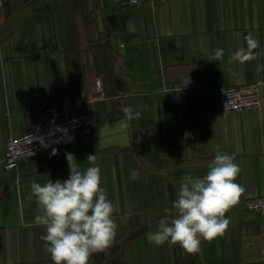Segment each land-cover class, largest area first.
Instances as JSON below:
<instances>
[{
  "label": "crops",
  "instance_id": "0c3cea01",
  "mask_svg": "<svg viewBox=\"0 0 264 264\" xmlns=\"http://www.w3.org/2000/svg\"><path fill=\"white\" fill-rule=\"evenodd\" d=\"M249 33L264 52V1L0 0V264H53L46 228L33 223L40 213L31 184L67 179L66 152L82 171L96 154L116 206V238L89 264H264V218L245 204L264 195V71L256 72L264 55L231 59ZM252 82L261 106L226 113L220 88ZM49 106L66 117L91 113L95 135L5 168L7 140ZM126 107L140 117L128 118ZM217 151L235 156L245 188L225 235L197 253L149 243L165 209L174 213L182 178L204 176Z\"/></svg>",
  "mask_w": 264,
  "mask_h": 264
},
{
  "label": "clouds",
  "instance_id": "9594fccd",
  "mask_svg": "<svg viewBox=\"0 0 264 264\" xmlns=\"http://www.w3.org/2000/svg\"><path fill=\"white\" fill-rule=\"evenodd\" d=\"M246 48L241 46L231 59L244 64L258 59L264 52H256L259 40L251 33L244 37ZM224 50L214 51V60L223 59ZM264 71V65L258 64L256 72ZM128 118L140 117V112L133 113L130 107L123 109ZM39 132V129H37ZM57 132L61 135L52 140ZM185 133V137L190 136ZM32 142L37 141L42 148L51 147V156L58 154L53 144L72 142L67 128L55 125L45 136L32 135ZM69 167L67 179L48 180L43 185L31 184V194L35 197L40 214L33 223L46 228L41 237L44 247L50 254L53 264H89L93 254L107 252L114 242L118 225L114 220L116 206L109 200L101 187V169L96 164V154L87 157L90 167L80 169L76 157L65 153ZM241 172L235 156L217 151L208 165L207 173L202 177L185 175L178 187L177 196L172 203L173 214L165 209L159 219L157 230L146 234L149 243L155 246L165 244L179 245L188 253L200 251L202 241L212 242L225 235L230 219L227 213L235 206L245 188L237 183ZM129 178H140L138 169H131Z\"/></svg>",
  "mask_w": 264,
  "mask_h": 264
},
{
  "label": "built area",
  "instance_id": "2783aa9c",
  "mask_svg": "<svg viewBox=\"0 0 264 264\" xmlns=\"http://www.w3.org/2000/svg\"><path fill=\"white\" fill-rule=\"evenodd\" d=\"M121 6H139L142 4H155L163 0H114ZM264 1V0H260ZM220 101L223 110L228 112H239L247 109L260 107L262 104L261 86L259 82L248 83L245 86L227 85L220 88ZM44 119L33 124L32 128L21 134L12 136L7 140L4 156V167L7 169L15 168L24 158H32L49 148H42L37 141L32 142V135L45 136L55 125L68 129V135L73 137V141L85 139L94 136L96 133L95 121L91 113H82L72 117H66L56 106H49L45 109ZM39 129V132H37ZM60 132L51 137L52 140L59 138ZM68 142L53 144L52 147H58ZM246 208L249 211L257 213L264 218V195L246 200ZM103 253V252H100ZM92 255L94 257L97 254ZM91 257V258H92Z\"/></svg>",
  "mask_w": 264,
  "mask_h": 264
}]
</instances>
